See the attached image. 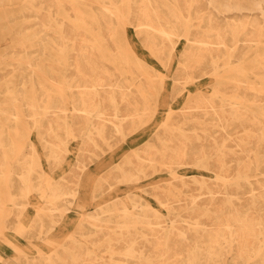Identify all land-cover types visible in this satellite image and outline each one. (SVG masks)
<instances>
[{"label":"bare ground","instance_id":"6f19581e","mask_svg":"<svg viewBox=\"0 0 264 264\" xmlns=\"http://www.w3.org/2000/svg\"><path fill=\"white\" fill-rule=\"evenodd\" d=\"M28 1L18 9L33 16L18 21L26 23L22 32L30 43L14 48L11 71L0 73V87L12 95L5 103L14 108L0 118V171L12 168L0 172V179L8 184L13 205L7 228H22L31 253L17 245V257L7 264H224L225 254L232 256L231 264H264V0ZM81 10L94 15L78 18ZM126 25L167 72L177 56L173 97L206 78L212 90L187 95L177 111L170 107L153 139L99 177L89 176L88 191L96 200L99 193L168 169L172 179L147 194L171 215V224L148 200L132 198L130 207L120 200L83 212L52 252L40 251L35 240H48L90 181L86 174L92 163L155 112L150 100L158 103L166 74H157L125 42ZM179 41L184 47L177 54ZM50 46L59 56L69 50L66 67L63 60L57 69L47 65ZM221 68L229 73L220 77ZM53 70L57 80L50 87L47 73ZM25 118L42 151L32 141L13 147L15 137L29 138V131L20 129ZM72 138L80 140L76 159L54 177L52 170L66 160ZM186 166L212 175L186 178L179 172ZM256 173L262 178L252 180ZM44 187L51 191L49 204L35 205L29 222L22 219L32 191Z\"/></svg>","mask_w":264,"mask_h":264},{"label":"rangeland","instance_id":"374dc122","mask_svg":"<svg viewBox=\"0 0 264 264\" xmlns=\"http://www.w3.org/2000/svg\"><path fill=\"white\" fill-rule=\"evenodd\" d=\"M30 2L28 0H0V73H3L5 75L7 69L11 71V65L14 62V59L9 55L10 52L13 51L14 48L18 46H28L30 43V39L25 36V34L22 32L24 30V27L26 23L24 22L22 25L19 23V19L23 16H33V15H22L21 12L18 9L24 4H29ZM127 4L124 5L122 9L123 16H126L128 14ZM90 12V14H86ZM81 15L77 17H83L88 15H94L92 14V10H81ZM76 17V18H77ZM124 18V17H123ZM84 28V27H83ZM126 38L127 40L125 42L130 43L132 46L130 48H133L136 50V52L139 54V56L145 61V63L149 67H154L153 69H156L157 74L159 72H163L166 74L164 77L163 86L160 91V97L158 99V103L153 102V98L150 100V104L152 109H155V112L151 113V117L148 118L147 122L142 125L138 131H136L133 135H131L129 138H127L125 141L119 143L115 147H112L109 149L106 154H104L102 157L97 159L92 165L89 167L87 171V178H95L99 177L100 175L104 174L105 172L111 170L112 168L116 167L127 155L131 154L137 147H140L147 142L151 141L155 133L158 131V129L162 126V124L165 123L167 112L172 108L174 110H179L184 106V103L186 101L187 95H190L191 93H196L198 89L203 90V92L206 93L212 90L211 83L212 80L210 78H206L201 80V82H198L197 84H192L188 90H185L183 95L173 97L171 95L172 87H173V79L172 74L177 66V56L175 57V61L172 65V68L170 71L167 72V70L163 67V65L160 63V61L151 55L149 50L145 47L144 42L141 41L137 35L135 30L130 26L126 25ZM134 45V46H133ZM184 43L183 41H179L177 45V54L183 49ZM53 49V50H52ZM55 49L51 46L49 47L48 53L49 56L52 57V61H50V67L53 69L59 68V60H63V65L65 66L66 60L68 57L67 54H69V50L67 49L64 53V55L59 56V52L54 51ZM264 51V49L262 50ZM62 58V59H60ZM113 58L118 59V56H114ZM65 62V63H64ZM119 65L121 63L118 62ZM62 67L63 65L60 64ZM227 68H221L219 71V76L223 77L229 72ZM128 77H133V73H126ZM253 75L251 73L247 72V78H252ZM255 81V80H254ZM198 85V86H197ZM195 88V89H194ZM160 89V88H159ZM193 91V92H192ZM162 93V94H161ZM12 95H5L4 99L6 101H10V97ZM169 101V102H168ZM69 102V99H68ZM173 102V103H172ZM177 103V105H175ZM169 105V106H168ZM8 106V105H7ZM12 107V106H10ZM163 107V108H162ZM168 107V108H167ZM171 107V108H170ZM256 112H259V108H256ZM26 120L20 124V129H22L21 133L26 134V132L29 131V138L24 136H17L15 139H13V147L16 150L21 149L28 141H33L36 143L37 147H39L40 151H42V145L39 142V138L37 136V133L35 129L31 127V124L27 118ZM70 119V117H69ZM91 124V120L89 121ZM79 139H71L69 140V152H67L66 160L63 164H61L58 168L53 169V176L54 177H60L64 172H67V170L70 169L71 164L74 163L76 159V147L78 146ZM14 153L11 154V162L13 161V157L16 154V151H13ZM44 166L45 168H48L47 162L45 157L43 158ZM12 169V168H11ZM9 168L3 169L2 172H11L12 170ZM152 175L149 177L136 182V183H128V184H121L118 190H114L111 192H107L104 194H98V197L96 200L91 199V194L88 191L91 180L85 183L83 185L84 187L81 190V193L77 197V199L72 203L68 204V211L64 214V216L61 218L60 222L55 225L54 231H51L48 233L46 240H35L38 241L36 244L42 245V250L40 251H46L52 252L64 238L68 236L74 229L77 223L79 222L81 218V214L83 212H93L96 209H102L106 208L109 205H112L116 201H125L122 204H125L127 206H131V199L136 198H142L143 200H148L149 203L157 208L163 210L162 207H160L157 203V201L149 196L147 194V191L155 186L158 185H165L172 179V173L170 170H158L154 171ZM179 172L186 176V178L194 177V176H200L204 175L205 177H208L212 175L210 172L206 171L205 169H198L193 166H186L179 169ZM263 175L261 174H253L252 180L261 179ZM94 178V179H95ZM0 188L3 189L1 191L2 196L5 197V201L2 205V208L0 207V264H7L10 263L11 260L18 255V251L15 248L17 245H21L22 247L25 246L24 250L26 253L30 254L31 248L29 246L30 242L25 237H23V234L19 232H23L22 228L20 226H15L14 229L7 228V222L8 219L7 215L11 211V208H13L12 203L8 199V184L5 183L3 180L0 179ZM45 188V187H44ZM85 192V193H83ZM87 193V194H86ZM51 194V191L47 188H45V191L40 190H33L32 195L30 197V204L27 206L25 210V214L22 216V219L27 220L28 222L32 220L34 215L37 212V207L35 205H44L47 206L49 195ZM85 194V195H84ZM64 202V201H63ZM62 202V203H63ZM93 202V203H92ZM61 203V202H60ZM91 203V204H90ZM83 204V205H82ZM35 206V207H34ZM6 210V211H5ZM164 212V221L166 225L171 224V215L167 214L166 210H163ZM31 216V218H30ZM55 219V216H54ZM20 220V219H19ZM21 221V220H20ZM18 222V221H17ZM104 225L106 223H103ZM88 226V225H87ZM111 226H117L116 223H112ZM89 227V226H88ZM4 230L6 232H4ZM53 235V236H52ZM259 240L263 238V235H258ZM257 236V238H258ZM51 237V239H50ZM255 237V236H254ZM78 238H80L78 236ZM253 238V237H251ZM57 239V240H56ZM51 241V242H49ZM248 245H253V241L251 239L247 240ZM37 245V246H38ZM28 246V247H27ZM39 246V247H40ZM91 246V245H90ZM38 247V248H39ZM44 247V248H43ZM36 248V247H34ZM93 248V247H92ZM49 252V253H50ZM231 258L232 256L229 254L224 255V264H231Z\"/></svg>","mask_w":264,"mask_h":264},{"label":"crops","instance_id":"0c3cea01","mask_svg":"<svg viewBox=\"0 0 264 264\" xmlns=\"http://www.w3.org/2000/svg\"><path fill=\"white\" fill-rule=\"evenodd\" d=\"M93 11V10H92ZM93 13V12H92ZM81 15V12H80V14H77V15H75V16H80ZM78 18H80V17H78ZM111 29H109L108 31L109 32H111L110 31ZM134 46V45H133ZM135 47V46H134ZM133 47V48H134ZM52 48H54V47H52ZM55 49V48H54ZM136 49V48H135ZM53 50V49H52ZM55 51V50H54ZM50 54H48V57H47V65L48 66H50V61H52L53 59H52V57L51 56H49ZM66 57H68V54H67V56ZM67 61H68V58H67V60H66V64H65V67L67 66ZM65 63V62H64ZM51 69H53L52 67H51ZM55 72H54V70H53V72H51L50 73V71L47 73V82H48V86H52V85H54V81L55 80H57V77L55 76V74H54ZM65 76H66V74H64V78H65ZM2 90V91H1ZM65 97H67L68 98V95H69V93H68V90H66L65 89ZM5 95H7L6 93H4V89H2L1 87H0V118L1 117H3L5 114H7V113H9V112H13V110H14V108L13 107H9V106H7L6 105V99H4V97H5ZM68 106L70 105V101L68 102V100H67V103H66ZM1 121V120H0ZM4 122V121H3ZM5 123V122H4ZM69 123H72V122H70V119H69ZM6 124V123H5ZM32 141V140H31ZM33 142V141H32ZM32 142H30V141H28L25 145H27V144H29V143H32ZM35 143V142H34ZM12 145H13V143H12ZM5 169V168H4ZM3 171V169L0 171V172H2ZM52 172H53V170H52Z\"/></svg>","mask_w":264,"mask_h":264}]
</instances>
